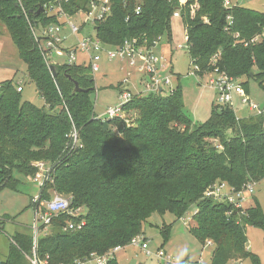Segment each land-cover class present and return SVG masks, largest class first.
I'll use <instances>...</instances> for the list:
<instances>
[{
    "label": "trees",
    "instance_id": "16d2710c",
    "mask_svg": "<svg viewBox=\"0 0 264 264\" xmlns=\"http://www.w3.org/2000/svg\"><path fill=\"white\" fill-rule=\"evenodd\" d=\"M228 1L110 0L109 15L93 29L108 47L133 39L150 47L163 38L170 42L178 12L195 75L216 69L235 80L246 77L241 87L249 94L250 79L261 88L264 83V12L225 7ZM57 3L73 17L87 12L90 0H0V23L45 104L37 108L23 101L12 80L0 83V190L16 184L12 172L32 179L34 164L42 162L53 184L39 191L40 201L49 200L53 190L70 200L72 211L84 214L53 218L48 233L38 238L36 256L47 257V264H72L91 254L123 250L135 236L143 237L151 215L170 213L180 221L194 207L189 232L201 247L209 242L214 248L210 264H261L247 250L246 234L247 227L260 230L264 246V212L258 202L236 209L203 193L215 183L238 192L264 180V117L237 119L231 107L215 104L204 123L193 124L184 112L177 75L172 94L133 96L122 107L127 120L96 119L90 67L54 65L52 77L23 15L33 25L60 26L58 16L38 12ZM74 82L83 91L72 94ZM74 130L81 147L72 143ZM81 221V229L68 231L69 223ZM170 228H162L164 242ZM6 241L7 258L0 264H31L29 233L16 232ZM115 255L108 264H117Z\"/></svg>",
    "mask_w": 264,
    "mask_h": 264
},
{
    "label": "rangeland",
    "instance_id": "374dc122",
    "mask_svg": "<svg viewBox=\"0 0 264 264\" xmlns=\"http://www.w3.org/2000/svg\"><path fill=\"white\" fill-rule=\"evenodd\" d=\"M228 3L227 7L236 5L264 12V0H229ZM174 18L171 25L170 42H166L163 38L158 43L159 46L156 52L163 53L171 63V74L174 76L172 79L173 88L177 85V75L180 76L179 83L183 92V108L186 116L193 124H202L210 117L211 106L216 104L217 94L208 84V75L201 78L190 75L193 72V66L187 55L184 30L178 16ZM82 20L83 17L79 15L70 21L79 26ZM94 32L91 24H88L80 30L78 38L86 35L94 36ZM73 43L76 44V41L74 37H71L64 43L63 47ZM80 58H82V55L78 57V62ZM51 59L55 63L61 64L64 62V54L62 51H55ZM99 63L104 76L97 73L94 77L95 91L91 96L97 116L102 114L106 107H114L119 102L120 94L116 85L122 80L123 69L125 68L124 64L121 65V68H118L115 61L113 63L100 61ZM136 78L134 76L135 87L140 91L143 88L142 81L138 85ZM4 80H12L16 87L20 85L23 88L20 95L23 101H27L37 108H45L44 101L38 95L35 85L28 81L26 65L19 60L17 49H15L4 25L0 23V83ZM245 81H247L246 77H242L238 83L241 84ZM247 90H249L248 95L254 103H264V83L261 88L258 82L250 79ZM234 105L237 112L241 113L238 115L248 116L245 106H240L237 100H235ZM124 118L127 120V116ZM12 177L17 181L16 184L0 190V249L3 251H5L6 238L9 234L16 231L31 233L30 228L34 219V210L30 206V202L39 194L38 186L33 183L31 178L15 172H12ZM253 199L258 202L264 212V180L255 185L252 195L248 197L249 203H246V205L253 204V202L250 203ZM45 201L46 198L40 201L41 209H43L42 205ZM194 212L195 209L192 207L185 215L190 220L186 224L184 220H176L170 213H165L163 216L151 215L143 226V237L149 242V249H161L178 262L188 261L192 264H210L214 248L206 245L201 247L189 232V226H193L192 215H194ZM165 225L171 226L169 238L166 242L161 237V231ZM246 234L248 239L247 250L256 255L261 264H264L263 234L253 227H247ZM124 253H134L133 257L127 259V263L157 264L155 259H147L136 247H127L121 254L124 255ZM1 254L0 260L3 259ZM121 254L120 257L122 258ZM244 264H249V262L247 261Z\"/></svg>",
    "mask_w": 264,
    "mask_h": 264
},
{
    "label": "built area",
    "instance_id": "2783aa9c",
    "mask_svg": "<svg viewBox=\"0 0 264 264\" xmlns=\"http://www.w3.org/2000/svg\"><path fill=\"white\" fill-rule=\"evenodd\" d=\"M225 7L228 6V2H225ZM22 8V7H21ZM110 0H90L89 10L87 12H81L70 17L64 13L59 3L55 5H48L44 7V10L49 15L58 16V21L62 25L54 26L50 25L47 27H41L33 25L30 20L26 18L27 25L29 26L30 32H32L36 47L39 49L44 63L49 68L50 65H68V66H81L88 65L90 67L91 75L93 78L100 72V61H106L111 63L118 61L127 67L128 71L125 72L123 84L132 85V93L128 91L119 92V102L114 107H106L104 112L96 119L113 120L114 118L124 120L127 115L122 109L123 105L130 102L133 96H146L149 94L154 95H169L172 94L174 88L172 87V79L174 76L171 74V63L165 57L163 53L156 52L158 48L157 43H153L152 46H148L144 41L142 44H138L137 40L124 41L121 46L108 47L103 45L97 37L94 36H82L78 38L80 30L91 24L93 27L95 22L101 21L106 18L109 14ZM139 9H136L135 13L139 14ZM81 15L83 20L79 26L73 24L70 20L74 17ZM178 16V12L175 13L174 17ZM94 31V29H93ZM95 33V32H94ZM71 37L75 38L76 44H68L64 46ZM184 41L186 44V35L184 32ZM253 40L252 43H255ZM187 45V44H186ZM187 49V47H186ZM55 51H62L64 54V62L57 64L52 61L51 56ZM82 55L78 62V57ZM198 69L193 66V72L191 76L199 77L195 75V71ZM209 79L210 88L216 92L217 106H229L235 112L236 118L237 110L234 105L235 99H237L240 106H245L248 114L253 117L263 116L264 117V104L254 103L249 95L242 89L239 80L232 79L223 73L218 72L216 69L207 74ZM136 76L137 84L140 85L142 81V90H137L135 87ZM200 78V77H199ZM21 87H17V91H21ZM72 143L74 147H81L78 143V135L74 130L71 135ZM36 169L35 174L32 176V181L38 186L39 191L45 188L47 184H53V176L50 168L42 162H36L34 164ZM255 184L251 183L238 192H235L231 187L224 183L212 184L204 193L203 196L206 199L215 201H222L232 204L236 209H242L248 197L252 195ZM32 204L34 205V219L31 226V237L33 241L31 255L28 258L31 264H47V257L42 260L36 256V249L38 238L40 234H47L51 220L61 215H71L72 217H79L83 214L81 210L72 211L70 207V200L57 192L52 190L51 198L46 200L40 208V195L33 199ZM195 214V213H194ZM84 215V214H83ZM193 216V215H192ZM185 221V224L189 222L188 217H182L180 219ZM84 221H81L78 225L69 223L67 229L79 230L84 226ZM65 229V230H67ZM130 247L138 248L147 259H155L157 264H192L188 261L178 262L173 259L167 253L161 249L151 250L149 249V242L142 236H135L129 244ZM206 246H210L207 242ZM121 247L112 249L111 251L102 254V256L91 254L89 258L84 261H75L72 264H108L109 260L121 250ZM198 264V263H196ZM200 264V263H199ZM229 264H243L240 261H232Z\"/></svg>",
    "mask_w": 264,
    "mask_h": 264
},
{
    "label": "crops",
    "instance_id": "0c3cea01",
    "mask_svg": "<svg viewBox=\"0 0 264 264\" xmlns=\"http://www.w3.org/2000/svg\"><path fill=\"white\" fill-rule=\"evenodd\" d=\"M106 62V61H105ZM116 62V64H117V66H118V68L120 67L121 68V65L123 66V63H121V62H118V61H115ZM108 63V62H107ZM111 63H113V62H111ZM125 65V64H124ZM124 68V67H123ZM102 68L100 69V72L98 73V74H100V76H104V74L102 73ZM124 70V74L122 75V80H120V82L116 85V86H120L119 87V91L121 92L122 90L123 91H128V92H130V93H132L133 92V87H132V85H130V83L128 84V85H125V84H123L122 82H123V80H124V76H125V72H127L128 71V69H127V67L125 66V68L123 69ZM121 71V70H120ZM18 87H21L20 85H17ZM109 86H112V85H109ZM22 88V87H21ZM118 91V90H117ZM119 91H118V93H119ZM23 92V88H22V90H21V93ZM235 100H237L236 98H234ZM117 104V103H116ZM246 110V109H245ZM247 111V110H246ZM247 113H248V111H247ZM238 114H241V113H238L237 112V115ZM249 115V114H248ZM239 117H243V116H241V115H238ZM16 232H18V231H16ZM16 232H13V233H11V234H9L8 236H7V238L9 239V237L11 236V235H13L14 233H16ZM127 249V248H126ZM125 248L123 249V250H121V251H119L118 253H117V255H115V258H116V262H117V264H132L133 262H129V263H127L126 261H127V259L128 258H131V257H133L134 256V253L133 254H131V253H124V255L123 254H121L122 252H124L125 250H126ZM1 251V253L3 252V254H1V258H3L2 260H0V263H4L5 261H6V255H7V245H6V247H5V251H3L2 249H0ZM122 255V258L120 257V254ZM141 264V263H140Z\"/></svg>",
    "mask_w": 264,
    "mask_h": 264
},
{
    "label": "water",
    "instance_id": "95a60500",
    "mask_svg": "<svg viewBox=\"0 0 264 264\" xmlns=\"http://www.w3.org/2000/svg\"><path fill=\"white\" fill-rule=\"evenodd\" d=\"M42 11V8H39L38 12ZM49 71L51 73V76L54 77L55 76V69H54V65H50L49 66ZM83 91L82 89L80 90L78 87V84L76 82H74V89L72 91V94L78 93ZM84 92H87L86 90H84Z\"/></svg>",
    "mask_w": 264,
    "mask_h": 264
}]
</instances>
